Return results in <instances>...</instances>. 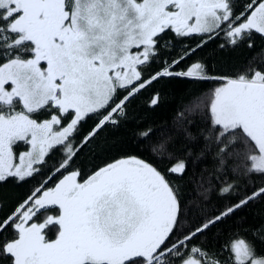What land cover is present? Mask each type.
Returning <instances> with one entry per match:
<instances>
[{
  "label": "snow or ice",
  "instance_id": "6c2138e0",
  "mask_svg": "<svg viewBox=\"0 0 264 264\" xmlns=\"http://www.w3.org/2000/svg\"><path fill=\"white\" fill-rule=\"evenodd\" d=\"M168 31L199 36L197 47L223 34L220 47L247 42L251 48L254 34L264 37V0H249L239 11L233 0H0V181H25L41 171L53 148L63 151L59 167L0 221V233L13 232L0 242V256L11 264H222L193 240L264 199V187L216 214L204 212L202 203L206 218L185 229L177 188L149 162L123 157L87 177L71 169L83 147L126 117L136 94L177 76L221 82L210 98L194 97L174 120L176 136L192 142L197 136L189 117H207L199 134L202 155L213 156L209 183H218L220 196L238 192L235 181L244 175L264 176V67L230 77H211L200 62L173 71L193 48L145 77ZM150 103L157 105L159 95ZM45 113L49 118L41 119ZM92 116L94 128L77 143L81 122ZM139 134L147 140L153 131ZM171 139L156 141L153 153L173 159ZM20 145L28 147L17 157ZM186 170L184 159L168 168L178 176ZM204 184L201 178L199 194L206 200ZM230 253L231 264H264L242 238L231 242Z\"/></svg>",
  "mask_w": 264,
  "mask_h": 264
},
{
  "label": "trees",
  "instance_id": "16d2710c",
  "mask_svg": "<svg viewBox=\"0 0 264 264\" xmlns=\"http://www.w3.org/2000/svg\"><path fill=\"white\" fill-rule=\"evenodd\" d=\"M249 0H233L237 11L243 8ZM224 42L223 34L215 39L208 40L202 47L199 36L185 38L177 37L173 32L164 34L160 42V56L152 65L146 68L144 75L149 76L155 73L164 65V61H172L185 50L195 48L196 51L182 60L173 71H186L190 65L200 62L205 66L206 73L211 77L235 76L249 67H264V37L254 34L252 47L247 42L236 47H220ZM220 81L196 80L186 77H163L147 85L127 105V115L121 119L116 126H107L99 135L82 148L74 158L71 169H78L84 177L115 159L128 156H135L154 165L163 172L172 184L177 188L181 204L184 206V228L194 227L206 218L207 214H216L230 204L235 203L240 197L252 193L254 190L264 187V176L244 175L238 178L235 183L238 185V192L228 198L221 197L218 191V183L212 181L215 164L213 156L204 152L202 145L205 141L199 134L207 127L206 116L189 117L193 121L189 126L194 135L195 141L189 142L183 136H176L174 120L178 111L184 109L194 97H211L212 92L220 85ZM159 95V103L151 105L154 96ZM41 119H47L45 113ZM96 124V117L86 118L81 122L79 132L76 135V142L85 137ZM151 128L153 136L151 139H143L140 136L142 130ZM171 135L168 146L174 154L173 159L167 155L164 157L153 153V144ZM23 145L19 148L24 149ZM26 148V146H25ZM191 155H188V153ZM47 163L41 167V171L25 181H18L17 178H8L0 181V221L8 217L13 210L23 202L28 195L37 187L42 185L52 170L59 167L63 160V151L60 146L53 148L46 158ZM177 159H184L187 162V170L183 176L170 174L168 168ZM59 178V173L56 174ZM205 181L204 189H207V199L204 200L199 194L203 189L199 186L200 179ZM56 180L49 181L48 186H54ZM207 207L202 212L201 204ZM13 235L9 227L0 233V242L10 239ZM54 238V233L49 234ZM245 239L254 246L255 254L264 257V199L257 198L230 217L218 222L205 234L193 240V243L205 249L209 253H216L222 264L230 262V244L236 239ZM0 264H11V259L0 256Z\"/></svg>",
  "mask_w": 264,
  "mask_h": 264
},
{
  "label": "rangeland",
  "instance_id": "374dc122",
  "mask_svg": "<svg viewBox=\"0 0 264 264\" xmlns=\"http://www.w3.org/2000/svg\"><path fill=\"white\" fill-rule=\"evenodd\" d=\"M25 146H26V145H23L24 149H21V148H19V147L16 149L17 157L19 156V153H21V152L27 150V147H28V146H26V148H25ZM23 147H22V148H23ZM15 162L18 163V162H19L18 159H17Z\"/></svg>",
  "mask_w": 264,
  "mask_h": 264
},
{
  "label": "flooded vegetation",
  "instance_id": "af4514ba",
  "mask_svg": "<svg viewBox=\"0 0 264 264\" xmlns=\"http://www.w3.org/2000/svg\"><path fill=\"white\" fill-rule=\"evenodd\" d=\"M65 123H67V121H65Z\"/></svg>",
  "mask_w": 264,
  "mask_h": 264
}]
</instances>
